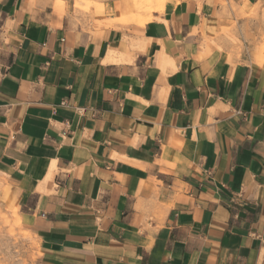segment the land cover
Segmentation results:
<instances>
[{
	"label": "crops",
	"instance_id": "0c3cea01",
	"mask_svg": "<svg viewBox=\"0 0 264 264\" xmlns=\"http://www.w3.org/2000/svg\"><path fill=\"white\" fill-rule=\"evenodd\" d=\"M55 1L0 0V257L264 264V57L223 34L264 0Z\"/></svg>",
	"mask_w": 264,
	"mask_h": 264
},
{
	"label": "rangeland",
	"instance_id": "374dc122",
	"mask_svg": "<svg viewBox=\"0 0 264 264\" xmlns=\"http://www.w3.org/2000/svg\"><path fill=\"white\" fill-rule=\"evenodd\" d=\"M101 1V0H100ZM120 5L122 14H129L134 19V23L138 24L135 19L140 15V19L147 18L153 10H160L163 6L160 1L156 0H115ZM62 4L61 1H55ZM130 2V3H129ZM129 3V4H126ZM93 4L92 0H74V7L78 12H86L88 7ZM252 8V7H251ZM248 9L244 14H240L236 6L232 7L235 22L231 21L224 29L223 34L227 40L234 46L235 49L241 50L244 44L254 50V54L258 53L260 58L264 57V9L252 8ZM256 12L252 13L254 10ZM140 11V12H139ZM143 11V12H142ZM121 14V15H122ZM243 20L241 27L236 26V20ZM246 42V43H244ZM2 229H5L6 234L13 239L14 245H19V252H21V244H26L30 240L29 234L22 230L18 220L7 218L3 215L0 216V238L5 235L2 234ZM33 247V242L31 241ZM26 251L25 249H23ZM20 262L25 263L21 260ZM13 261L8 260L6 257H0V264H11Z\"/></svg>",
	"mask_w": 264,
	"mask_h": 264
},
{
	"label": "bare ground",
	"instance_id": "6f19581e",
	"mask_svg": "<svg viewBox=\"0 0 264 264\" xmlns=\"http://www.w3.org/2000/svg\"><path fill=\"white\" fill-rule=\"evenodd\" d=\"M145 1H147V0H145ZM156 1H160L161 2V4L163 5V3H164V0H156ZM252 6L251 5H248L247 7H242V9H240L239 10V13L242 15V14H244V12H246L248 9H250ZM162 8V7H161ZM160 8V9H161ZM254 12H256V9H255V11L253 10L252 11V13H254ZM139 24H143L144 23V21H146L147 19H139V18H137V19H135Z\"/></svg>",
	"mask_w": 264,
	"mask_h": 264
}]
</instances>
